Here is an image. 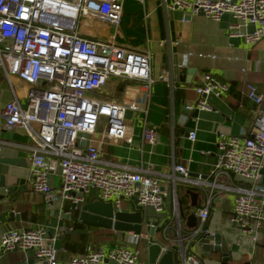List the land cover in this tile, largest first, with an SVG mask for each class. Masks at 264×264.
<instances>
[{"label":"built area","instance_id":"built-area-1","mask_svg":"<svg viewBox=\"0 0 264 264\" xmlns=\"http://www.w3.org/2000/svg\"><path fill=\"white\" fill-rule=\"evenodd\" d=\"M143 2V0H138ZM123 0H0V74L10 82L14 77L27 85V106L17 98L4 104L0 111L4 130H21L28 144L20 148L28 152L29 188L44 197L47 203L68 201L77 209L86 198L96 193L104 203L122 211V202L136 210L152 208L156 213L166 210L174 224V240L166 236L167 221L158 217L164 229L162 236L174 242L182 264H205L193 247L199 237L208 233L210 199L205 208L195 213L197 225L183 236L179 219L177 182L234 193L233 214L228 218L253 244L258 243V231L264 223V94L250 83L245 84V96L259 107L254 132L249 136L221 135L217 154L210 171L212 182L200 177L191 179L187 167L172 162V174L157 172L154 167L131 168L102 159V150L95 137L120 140L130 146L133 141L132 119H138L141 142L156 145V131L148 123L151 87L155 82L172 85L170 73L156 79L151 76V54L132 47L87 39L79 34L82 13L99 16L107 24L117 26L122 15ZM167 11H178L190 17L200 11L208 21L218 23L225 14L235 21L228 27L229 38L242 39L255 47L264 39V0H161ZM186 56H192L187 53ZM197 57H210L198 54ZM212 58H215L212 56ZM131 82L121 100L104 98L107 83L112 79ZM229 86L211 73H204L194 86L196 100L184 105V110L211 111L209 97L220 99ZM125 93V92H124ZM126 112L131 117H126ZM99 127H102L99 129ZM190 131L188 140H195ZM5 144L0 141V156ZM60 170V172H59ZM49 176H58L57 188L49 185ZM234 177L241 187H225L216 181ZM113 221V220H112ZM46 226L33 229H9L0 235V256L17 251H33L36 260L58 264L64 249L56 247L58 233ZM123 241L106 249H89L84 255L73 256L67 264H147L140 257L141 245L149 244L148 232L125 233ZM170 251L164 246L161 252Z\"/></svg>","mask_w":264,"mask_h":264},{"label":"crops","instance_id":"crops-1","mask_svg":"<svg viewBox=\"0 0 264 264\" xmlns=\"http://www.w3.org/2000/svg\"><path fill=\"white\" fill-rule=\"evenodd\" d=\"M122 5V15L116 27L105 23L99 16L82 13L78 23L79 34L87 39L113 42L117 45L149 51L151 76L156 79L160 74L168 72L173 77V81L171 86L158 81L151 87L148 123L157 132L156 145L151 147L141 142L138 122L136 126L132 125L133 141L130 146L120 140L95 137L94 143L102 150V159L131 168H146L147 165H151L157 172L167 176L172 174L171 165L175 162L188 168L191 179L200 177L203 182H212L210 171L214 166L217 154L216 144L221 135L239 137L245 134L249 136L255 131L252 127L259 107L246 98L244 91L245 84L250 83L264 94V39L255 47H250L240 38H229L228 27L235 21L227 14L223 15L218 23L208 21L203 15L178 21L174 19L173 12L165 10L161 0H143V2L123 0ZM187 53H192V56H186ZM198 54L209 55L211 58H199ZM184 67L188 71L180 75L178 70ZM204 73H211L226 83L229 86L228 94L220 99L209 97L211 111L189 113L184 110V105L196 100L193 88L202 81ZM130 85L131 82L112 78L105 86L102 95L104 98L121 100L129 92L126 87ZM16 87L19 88L18 91ZM26 94L27 85L23 81L11 77L9 82L0 74V111L5 103L15 98L20 106L25 108L27 106ZM138 119L140 117H137ZM187 130L195 131L196 137L193 142L186 137ZM0 141L5 144L0 156V178L3 177L5 187L14 188L9 201L17 198L14 204L8 200L7 205L0 203V235L9 229H33L39 225L46 226L52 234L57 229L61 230L58 233L56 247L64 251L58 255V264H67L71 257L84 255L89 249L98 247L106 249L123 241L120 232L72 221V218L78 217L81 206L96 201L91 199L94 193L86 198L84 204L74 209L68 201L57 200L47 203L44 197L32 192L29 188L31 174L28 152L20 148L29 143L27 136L21 130H4L1 117ZM12 158H25L26 160L20 167L3 163ZM231 178L230 181L222 177L216 183L230 188L241 187L242 184L236 178ZM48 182L51 187L57 188L59 178L49 176ZM260 182L264 187V168ZM179 183L181 185L177 184L176 192L180 193L187 215L205 208L207 200L210 199L209 217L205 230L210 234L219 233L222 237L221 232L227 230V225L230 224L228 218L233 214L234 193L219 188L214 189L209 197L210 188L207 186L199 187ZM187 190L198 194L196 208H191ZM128 205V208L122 205V209L129 210L131 204L128 203ZM8 208L17 215V219L7 221L8 215L2 213ZM170 210L171 203L169 202L165 210L168 215ZM61 217H66V219H61ZM183 222L185 221L181 222V228L184 236L188 229L183 228ZM232 227L231 246L234 247L236 253L242 248L239 256L230 251V242L224 241L223 237L221 253L202 256L201 248L197 244L193 247L194 252L198 253L197 250H199L203 259H209V264H223L224 262L227 264H264L262 256L259 260L262 251H257L260 244L264 251V223L258 231V243L256 244L251 242L249 236H244L233 225ZM169 230L166 236L174 240L176 237L174 224ZM158 235L159 232L156 233L155 238ZM164 246H169V250L178 258L177 264H182L174 242H168ZM148 247L149 244H142L140 254L147 264H149ZM224 253H229L230 259L223 262L222 254ZM0 264L45 263L36 260L33 251H27L26 254L12 251L0 256Z\"/></svg>","mask_w":264,"mask_h":264},{"label":"water","instance_id":"water-1","mask_svg":"<svg viewBox=\"0 0 264 264\" xmlns=\"http://www.w3.org/2000/svg\"><path fill=\"white\" fill-rule=\"evenodd\" d=\"M203 15L202 12L198 14V16ZM173 17L175 20L182 21L188 20L190 16L188 14H183L178 11L173 12ZM179 74L184 75L187 72V68H179ZM126 117L130 118L131 113L126 112ZM190 130L186 131V137H188ZM24 159L20 158H12L3 161V163L10 166H18L25 162ZM14 193V188L5 187V183L3 177L0 178V203L7 205L9 198ZM187 194L191 200V208L197 207L196 199L198 194L192 192L191 190H187ZM16 199H11L9 202L14 204ZM8 200V201H7ZM75 209V207L73 206ZM2 214L8 215L7 221H12L13 218L17 219V215L10 210L9 208L4 211ZM61 219H66V217H61ZM179 219L181 221L186 222L187 229L195 228L197 225L196 215L194 212H190L187 216L184 215L181 203L179 209ZM113 220V221H112ZM73 222H81L85 225H89L92 227H100L103 229L113 230L120 232L122 236L125 233H138L143 228H145L146 232H148L149 237V247H148V263L149 264H177L178 258L176 254L172 251L161 252L164 247L163 242L155 238L156 232L158 229L163 228V224H160L158 218L155 217H146L143 215L142 210H135L134 207L131 206L129 210H116L115 206L111 203L101 202L97 197L96 201L92 203L85 204L81 206L78 217L72 218ZM61 225V223H60ZM87 230L85 231V233ZM200 239L197 242V246L201 248L202 256H208L210 253H221V243L222 237L219 234H210L206 233L199 237ZM258 247H262V245H258ZM223 262L228 261L230 258L229 253L222 254Z\"/></svg>","mask_w":264,"mask_h":264},{"label":"rangeland","instance_id":"rangeland-1","mask_svg":"<svg viewBox=\"0 0 264 264\" xmlns=\"http://www.w3.org/2000/svg\"><path fill=\"white\" fill-rule=\"evenodd\" d=\"M24 89H25V86L23 87ZM16 90L18 91L19 90V88L18 87H16ZM138 120L136 119V117L134 118V119H132L131 120V122H129V125L131 126V125H133V126H136L137 124H138ZM59 172H60V170H59ZM176 184H179V186L181 185L180 183H176ZM96 193L94 192V194H93V196H92V201H95L96 200ZM123 204L122 205H125V208H128V203H125V202H122ZM143 215L144 216H146V217H149V218H151V217H158V218H160L161 220H163V221H167V224H165L166 226H165V228H171L172 227V224H171V220L169 219V215L167 214V212L166 211H164V212H162V213H156L152 208L150 209V208H148V209H146L145 211H143ZM183 228H186V226H185V222H183ZM228 227H227V230H224V231H222L221 232V236L224 238V241H229L230 243H229V249H230V251L231 252H233L234 253V255H237V256H239V254L242 252V248H240L239 249V251L236 253V250L234 249V247L233 246H231V242H232V237H231V235H232V233H231V235H230V232L232 231V225H227ZM171 230V229H170ZM170 230H169V232H170ZM219 234V233H218ZM229 235H230V237H231V240H229ZM158 239H160L162 242H163V244H167L168 242H167V240L166 239H164L163 238V236H162V234H159L158 235V237H157ZM247 242H249L248 241V239H247ZM257 251L258 252H260V251H262V252H260V258H259V260H261V256H262V258H264V251H263V248L261 247V248H257ZM197 252L198 253H196V255L197 256H199L200 258H202V256L200 255V252H199V250H197ZM203 259V258H202ZM204 261H205V263H207V264H209L210 263V261H209V259L208 258H204L203 259ZM263 260V259H262Z\"/></svg>","mask_w":264,"mask_h":264},{"label":"trees","instance_id":"trees-1","mask_svg":"<svg viewBox=\"0 0 264 264\" xmlns=\"http://www.w3.org/2000/svg\"><path fill=\"white\" fill-rule=\"evenodd\" d=\"M176 193H177L176 196H177V201L179 202V206H180V203H181L182 211H183L184 215L186 216V215H187V212H186V209L183 208V205H182V204H183V201H182V198H181V196H180V193H179L178 191H177ZM123 207H124V206H123ZM124 208H125V207H124ZM181 222H182V221H181ZM163 229H164V227L158 230L159 234H162ZM168 230H169V229H167V230L165 231L166 234H167ZM158 232H156V233H158ZM223 264H227V263L224 262Z\"/></svg>","mask_w":264,"mask_h":264}]
</instances>
